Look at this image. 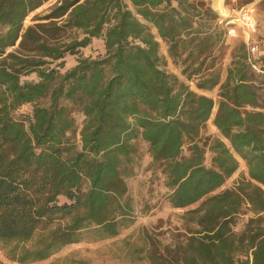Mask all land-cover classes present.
Listing matches in <instances>:
<instances>
[{
	"label": "trees",
	"instance_id": "trees-1",
	"mask_svg": "<svg viewBox=\"0 0 264 264\" xmlns=\"http://www.w3.org/2000/svg\"><path fill=\"white\" fill-rule=\"evenodd\" d=\"M49 1L0 0L6 258L30 264L85 233L116 237L133 222L128 180L144 158L163 177L169 208L202 200L183 213L186 234L170 257L150 253V264H264V104L255 92L264 74L254 73L245 43L222 79L228 27L209 0H57L24 26ZM213 7L221 13L219 0ZM94 39L102 54L79 57ZM252 63L264 71V54ZM189 83L217 89V103ZM215 106L219 137L204 138ZM239 160L247 175L214 194Z\"/></svg>",
	"mask_w": 264,
	"mask_h": 264
},
{
	"label": "rangeland",
	"instance_id": "rangeland-1",
	"mask_svg": "<svg viewBox=\"0 0 264 264\" xmlns=\"http://www.w3.org/2000/svg\"><path fill=\"white\" fill-rule=\"evenodd\" d=\"M57 0H50L38 10L30 14L24 21V26L32 24L31 18L35 15H42ZM124 3L129 5L127 0ZM214 0H209V5L216 13L218 9L213 7ZM221 13H225L223 8H231L235 6L253 5L256 18V31L254 35L258 53L253 59H259L264 54V0H219ZM239 33V32H238ZM240 35V34H239ZM239 38L226 37L223 50L220 56V70L222 79L225 77L227 67L231 62V55L238 48ZM161 53L165 55L163 46ZM9 49L8 51H10ZM103 52V43L101 39L92 40L91 44L80 51L79 57L95 58ZM76 57H67L66 62L72 63ZM166 71L175 73V69L171 62H167ZM254 73L264 74L259 66H256ZM255 75V74H254ZM255 78V77H254ZM28 79H32L31 76ZM260 82V81H259ZM257 82V85L259 84ZM191 90L198 94H203L213 99L217 103V89L202 92L195 90L194 86L189 83ZM255 87V92L261 104H264V89ZM29 106L21 108L16 115L29 113ZM216 111V106L212 111V115L206 123V127L202 131L204 138H218L219 134L212 124V120ZM81 120H79V123ZM142 156L146 153V146L139 145ZM237 171L224 183V185L215 191L214 194L231 188L242 176L247 175L245 164L239 160ZM137 174L128 180L129 197L133 205V222L127 227L120 230L119 234L111 239L97 240L88 234H82L80 242L62 247L57 253L53 254L46 260L33 262L30 264H150L148 254H153L160 258L170 257L174 245L181 241L186 234L184 220L181 218L183 213L188 210L195 209L199 203H196L185 210H175L168 207L166 203V190L163 184V177L159 176L154 169L148 167L144 158L139 163ZM246 216H240L238 224L243 225L247 219ZM10 246L0 244V263L1 264H17L6 258V251ZM163 262V259L160 258ZM165 259V258H164Z\"/></svg>",
	"mask_w": 264,
	"mask_h": 264
},
{
	"label": "built area",
	"instance_id": "built-area-1",
	"mask_svg": "<svg viewBox=\"0 0 264 264\" xmlns=\"http://www.w3.org/2000/svg\"><path fill=\"white\" fill-rule=\"evenodd\" d=\"M236 2V0H230ZM225 13H217L219 23L224 24L227 28L226 37L241 38L245 43L247 52V61L252 69L256 70L252 59L258 53L257 46L252 41V36L256 31V18L253 5L231 6V8H223ZM239 32V33H238ZM240 34V35H239ZM264 73V71H261Z\"/></svg>",
	"mask_w": 264,
	"mask_h": 264
},
{
	"label": "crops",
	"instance_id": "crops-1",
	"mask_svg": "<svg viewBox=\"0 0 264 264\" xmlns=\"http://www.w3.org/2000/svg\"><path fill=\"white\" fill-rule=\"evenodd\" d=\"M223 2H224V0H223ZM256 30H257V29H256ZM260 33H261V34H264V32H262V31H260ZM254 35H255V33H254L253 36H252V41H253V42H255ZM262 36H264V35H262ZM260 42H264V40H261Z\"/></svg>",
	"mask_w": 264,
	"mask_h": 264
}]
</instances>
